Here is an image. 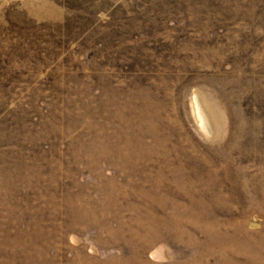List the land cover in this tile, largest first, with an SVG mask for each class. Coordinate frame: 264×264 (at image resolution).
<instances>
[{"label":"rangeland","instance_id":"374dc122","mask_svg":"<svg viewBox=\"0 0 264 264\" xmlns=\"http://www.w3.org/2000/svg\"><path fill=\"white\" fill-rule=\"evenodd\" d=\"M0 264H264V0H0Z\"/></svg>","mask_w":264,"mask_h":264}]
</instances>
